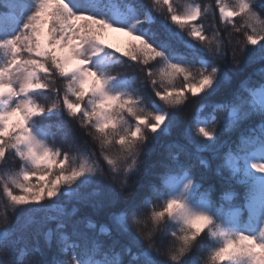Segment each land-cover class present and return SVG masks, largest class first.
<instances>
[{
    "label": "snow or ice",
    "instance_id": "1",
    "mask_svg": "<svg viewBox=\"0 0 264 264\" xmlns=\"http://www.w3.org/2000/svg\"><path fill=\"white\" fill-rule=\"evenodd\" d=\"M0 169V264H264V0H0Z\"/></svg>",
    "mask_w": 264,
    "mask_h": 264
},
{
    "label": "trees",
    "instance_id": "2",
    "mask_svg": "<svg viewBox=\"0 0 264 264\" xmlns=\"http://www.w3.org/2000/svg\"><path fill=\"white\" fill-rule=\"evenodd\" d=\"M177 2L182 4L184 2V0H177ZM197 2L203 4V3H209V2H211V0H197ZM203 22L205 24V27L208 29V31L210 33L211 32L210 25L212 24L211 17H209L208 19L204 20ZM137 86L139 87V85H137ZM161 106H163V105H161ZM192 107H194V106H191L189 109H187L185 115L181 116L182 120H187V119L190 118L191 112H192ZM57 143H59L58 137H57ZM13 166L14 165L12 163H10L7 167H13ZM3 170L4 169H0V171H3ZM134 188H135V186H134ZM91 223L96 225V231L99 234V229H100L101 224L103 223V219L101 217H98V216H95V215H91ZM85 226H86V224H85ZM0 227H3V225L0 224Z\"/></svg>",
    "mask_w": 264,
    "mask_h": 264
},
{
    "label": "rangeland",
    "instance_id": "3",
    "mask_svg": "<svg viewBox=\"0 0 264 264\" xmlns=\"http://www.w3.org/2000/svg\"><path fill=\"white\" fill-rule=\"evenodd\" d=\"M127 40V37L122 36L120 34L117 33H107L105 38H104V42L105 43H111L117 46H123L125 41Z\"/></svg>",
    "mask_w": 264,
    "mask_h": 264
}]
</instances>
